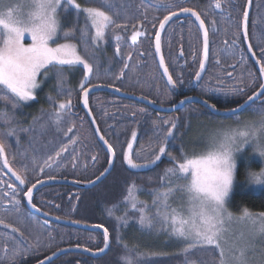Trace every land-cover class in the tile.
Wrapping results in <instances>:
<instances>
[{"label":"rangeland","instance_id":"rangeland-1","mask_svg":"<svg viewBox=\"0 0 264 264\" xmlns=\"http://www.w3.org/2000/svg\"><path fill=\"white\" fill-rule=\"evenodd\" d=\"M153 1L157 5L161 3V0ZM221 1V4H228L230 9L232 8L231 11L233 10V7H235L234 3L237 2V0ZM10 2L24 5L25 7L23 10L26 11V6L29 0H10ZM76 2L81 5V8L100 7L101 10L108 12L116 23L124 25V27L113 28L110 26L105 30L104 39L94 43L91 38L94 36L95 30L90 27V21H87L86 13L78 9L75 11L73 6L62 3L61 9H63V11L58 10L60 30L56 39L59 43L69 42L76 45L77 53L84 57L93 66V73L91 74L92 77L84 69L83 65L79 64L71 66L64 65L57 68H52L50 65L49 68L52 69L51 71L43 69L40 76L37 77L39 87L35 89V95L37 98L42 82L47 81L48 83L49 81H52L51 92L54 93V97L48 98V103L52 105V110L36 115L35 117H37V119L32 122L28 116L21 117L19 111L21 106L29 105L36 99L27 102H19V106L16 109H12L10 104L0 102V111H6L9 116L13 115V113L15 114L14 126L16 127V131L19 136L18 140L15 136H3L5 153L7 152L9 159L8 162L11 164V168L14 171L19 172L21 176L25 178L27 186H30V182H35L41 179H49V176L56 179L69 178L74 181L87 183L92 181V179L99 174L102 165L106 162L105 160H107V157L104 155V150L98 146L88 121L85 117L78 113L75 108L76 106H74L80 102V94L83 91L80 88L81 83H84V85L87 86L101 82L102 79L110 77L107 76V74L110 73L113 74L111 76H118V78H120V74L125 68L126 60L129 55L132 54L134 61L130 66L129 72L124 77V81H126L124 88L130 89L133 91V94L151 97V99L154 98V100H158L156 97L157 70L154 60L150 55L147 56V72L146 74H143L142 68L144 67V64L142 63V57L139 54L141 50L140 46H133L129 42V36L134 31H131L132 25L136 24L139 20H144L145 18L137 15V9H133L129 14L126 9L128 7H138L139 3H142L143 0H110V3L112 4L111 8L104 6L102 0H76ZM254 3L255 6L252 12L253 15L249 31L252 46L254 47L258 58L261 60V63H264V0H254ZM149 8L154 9L153 7ZM242 12L243 9L241 10V13H238L239 18L237 15H230L228 10L223 12L225 16L215 14L217 21L220 23V27L217 26L215 33H212L211 38L213 39V43H211V63L208 70L209 72L201 84L202 98L206 101H242V99H246L248 95L253 93L255 86L261 85V80H259L258 74L255 72L249 58H247L246 53L243 52V36L241 33L244 15ZM152 14L154 13L152 12ZM86 24L89 25L88 35L82 36L81 32L85 29ZM220 28L221 33L219 31ZM69 32L73 33L75 38L65 41L63 39V34ZM117 37H119V39H117ZM193 39L194 42H196L197 39L198 61L200 63V52L198 48L202 46V44L200 45V43H202V38L199 34H197V30L196 37ZM24 43L25 45L31 43V38L28 34H25ZM51 44L52 46H55L56 41L51 42ZM117 47L120 49V59H123L122 62L119 63H117L118 61L115 57ZM114 59L117 61L116 63L114 62ZM178 59L179 55H177V60ZM239 66L240 70H234ZM114 68H116L115 74L113 72ZM59 72H62V75H58ZM229 73H231V75H229ZM85 77H87V82H85ZM69 98L72 101L70 109H66L63 113H61L62 119L60 120V123L57 124L55 122V113L59 111L58 104L60 102H66ZM164 99L168 100V97L164 96ZM91 106L93 114L98 118L108 141L116 153V171L108 182L110 185L113 184L118 176L124 175L123 170L125 166L133 171H146L155 168V166L162 160L167 159L171 162V164L165 167L162 174L163 176L166 169L175 167L174 162L169 159V152L172 157H175L177 161L181 162L184 155L189 157L198 155L205 150V146L208 143L209 133L211 131L221 127L243 126L245 123L258 125L261 117L254 113L256 110L264 108V104H255L249 109V111L244 112L241 117L235 116L230 119L213 118L205 115L204 113V117H195L193 115L200 113L193 110L189 114L191 117H180L181 120H183L182 127L184 126L183 129L179 127L182 133L173 130L175 139L169 140L165 156L161 157V160L158 161L156 165L133 169L128 165L125 159V155L128 151V144H132L133 159L138 163L143 162L144 158L150 156L152 151L157 150L159 147L157 141L158 129L154 127L153 121H175L177 123L176 118L146 117L148 111L145 108L100 94L92 97ZM238 120L240 124H238ZM178 125L179 123L177 124V129ZM167 127V125L160 123L159 134L163 135V130ZM68 128H72V131L68 132ZM187 131H190V134L186 135L187 143H184V137ZM6 132L7 127L0 123V134H6ZM133 132L136 133L135 141H132ZM73 140L76 142L72 143ZM261 142L264 143V133L261 134ZM65 147L67 148V151L60 152L61 148ZM179 149L181 153L178 152L179 154H177L176 150ZM57 152H60L59 157H56ZM49 157H52L53 159L49 160ZM93 157H95V159H93ZM2 158L3 157L1 156L0 181L5 183H0V190L10 191L7 189V183H13V180L6 176V173L1 165V162L3 161ZM236 163L237 167L241 163H244L251 168V170L256 168V170L252 172H259L264 169V158L259 157V154L255 151L252 144L245 146L242 152L236 154ZM40 168H43V172L39 171ZM237 170L238 169L236 168V173ZM179 183L183 184L185 181H180ZM235 184L236 180L233 185V192L230 195L227 204L228 210L231 213L233 212L231 210L230 199L235 193ZM160 185L161 180L159 185H157V189ZM249 187H251L256 193L264 192V190L260 187L252 185L250 182ZM137 188L138 191L135 193L137 199L146 204V211H148L149 215L154 216L158 207V205L153 204V200L155 199L153 195L154 189L144 190L140 187ZM69 194L64 192V190L48 189L39 196V200L46 205V208L52 210L54 209L56 212L60 213L64 212L65 217L72 218L66 215V203L68 201L70 204L69 206L72 207L69 212L76 213L81 201V196L76 193ZM126 195L127 190H125L122 195V205L118 207L119 212L129 211L127 216L131 215L132 217V219L128 220L126 226L115 216V210L107 211L109 218H113L114 215L115 218L113 219L120 222L116 229H114L115 231L107 229L111 232H109V235L112 237L111 253H114V251H120L118 249L122 243H118L117 241L119 239L123 242V238L121 236L122 227L126 228L131 222L136 223V219L138 217V213H135L134 210L130 208V205L125 202ZM17 198L20 200L18 211H11L12 204L6 203L3 207H0V217H2L6 222L8 214L11 215V220L13 221L14 219V225L16 227L23 228L25 225L28 226L26 230L21 231H30L32 237H39L40 240L44 241L45 235H43V233L48 232V230L41 225L35 217L28 215L27 209L24 207V195L22 192ZM5 199L7 200V198ZM169 203L172 207L180 209L181 206L185 204V201L173 198L169 201ZM141 206V204H137L138 208ZM233 214L234 216L241 215L237 213ZM20 220L23 221L22 224L19 223ZM76 222L92 225L84 223L82 220H77ZM258 227L259 224L252 225L248 221L234 222L230 226L229 241H234L238 245H243L244 243L253 240ZM64 230L66 242H70L77 236V233H81L82 238L86 240H84V244L91 243L94 246L93 248L101 247L103 244V240H100V237H96L95 234H89L91 232L81 231L70 227H66ZM125 231H134L137 233L140 244L143 248L152 247V245L155 244L157 255H162V253L169 254L175 252L178 248L182 251V255L180 257H178V255L176 257H169L165 255L160 258V260L149 262L150 264H190V261L193 260L196 261L197 264H200V262H206V264H218L219 252L212 247L196 248L192 250L191 254L185 255L184 242L171 236L169 232L162 230L158 222L153 230L142 229L138 224L137 228H130ZM10 237H14V235L7 234L0 229V247H5V240H9ZM253 242L255 243V252L257 259L259 260V253L261 248L264 247V241L261 240L259 234H256ZM115 246H117L118 249H115ZM122 250L125 253L126 250ZM35 251V249H31L30 254L26 258L40 257V255L43 254L44 249L40 246L38 254H31V252ZM120 257L122 258V256H119L116 260L122 261ZM133 260L134 264H147L145 259L141 256L133 258ZM67 261L68 259H64L63 264H66ZM111 261H113V259H108V263ZM100 264H106V261H102Z\"/></svg>","mask_w":264,"mask_h":264},{"label":"snow or ice","instance_id":"snow-or-ice-1","mask_svg":"<svg viewBox=\"0 0 264 264\" xmlns=\"http://www.w3.org/2000/svg\"><path fill=\"white\" fill-rule=\"evenodd\" d=\"M62 3L71 5L75 9L86 13V19L90 21V27L95 30V34L91 38L94 43L104 39L105 30L110 26L113 28L124 27V25L116 23L112 16L101 10L100 7L81 8L76 0H29L26 11L23 10L24 5L14 4L10 0H0V102L10 104L12 109H16L19 102L36 99L35 89L39 87L37 77L40 76L43 69L51 71L50 65L52 68H57L64 65L79 64L83 65L89 75L93 72V66L77 53L75 44L69 42L59 43L56 39L60 30L58 10L63 11L61 9ZM102 3L106 7H112L110 0H102ZM215 7H221L219 0H217ZM180 13H190L199 21V26L204 28V21L198 12L189 7H182L178 11H171L160 20V31L164 30L165 25L173 16H179ZM243 15L246 34L248 13L244 12ZM88 27L89 25L86 24L85 29L81 32L82 36L88 35ZM25 34H28L31 38V43L28 45L24 43ZM140 35H142L141 32H134L132 41L135 42ZM74 38L73 33L63 34L65 41ZM53 41H56L55 46L51 44ZM203 43L204 57L207 59L208 32L206 29L204 30ZM155 46L156 51L160 52L159 32L155 34ZM249 48H251V45H249ZM119 51L120 49L117 47L116 52L119 53ZM128 58L131 59V56L129 55ZM160 64L164 65L162 55ZM203 68L204 65L201 63V71H203ZM259 70L264 75V63H261ZM164 73L168 77V82L175 87L176 81L168 73L167 66H164ZM58 75H62V72H59ZM196 79H200L199 73L196 74ZM85 82H87V77H85ZM96 86L98 85L93 84V87ZM80 88L83 90V103L87 107L88 89L85 88L84 83H81ZM257 97L264 100V83L260 85L259 91L248 96V100L244 104L232 111L238 116L241 110L250 108L249 102L254 101ZM71 103L72 101L69 98L66 102L58 104L59 111L55 113L57 124L62 119L61 113L66 109H70ZM204 103L207 104V101L205 100ZM211 108L215 110L216 106L213 104ZM254 114L261 117L258 125L245 123L243 126L221 127L211 131L205 150L198 155L191 157L184 155L181 162L172 157L169 152V159L174 162L175 167L166 169L161 177L160 187L153 190L155 197L153 204L158 205L154 216L149 215L146 211L147 205L137 199L135 195L138 191L136 184L129 185L125 202L130 205L135 213H138L136 223L142 229L153 230L158 222L162 230L184 242L185 255L191 254L192 250L196 248L212 247L219 252L218 264H264V247L261 248L260 259L258 260L255 243L253 242L256 234H259L261 240L264 241V212L252 213L245 208L240 216H234L227 207L236 177V154L242 152L245 146L252 144L259 157L264 158V143L261 142V134L264 133V108L256 110ZM237 122L240 124L239 120ZM0 123L7 127L6 134H0V156L4 158L3 164L19 181V184L24 185L26 183L25 178L9 166L5 155L3 136H15L17 140L19 139L14 126L15 114L9 116L6 111H0ZM160 123L168 126L163 130V135L159 134ZM153 125L158 129L157 141L159 147L157 150H153L150 156L144 158L143 162L138 163L133 159L132 144H128L125 159L133 169L156 165L161 157L165 156L169 140L175 139L173 135V130H177L175 121H153ZM96 130L99 131L98 128ZM67 131L71 132L72 128H68ZM100 139L103 140V136ZM135 139L136 133L133 132L132 141H135ZM75 142V140L72 141V143ZM104 143L107 145L108 151L115 157V150L112 145L108 144L106 140ZM63 151H67V148H61L60 152ZM60 152L56 153V157H59ZM51 159L53 158L49 157V160ZM39 171L43 172V168H40ZM49 179H54V177L49 176ZM97 179H100V177L98 176ZM180 181H185V183L181 184ZM89 182L94 183V181ZM249 182L264 190V169L259 172H249ZM0 183L5 182L0 181ZM38 183L42 184L44 181L30 182V187L18 189L13 183L8 182L7 189L10 191L0 190V207H3L6 203H11V211H18L20 200L17 197L22 192L27 198V203L36 211H40L32 204V189L36 188ZM173 198L183 200L185 204L180 209L172 207L169 201ZM138 203L142 205L139 208L137 207ZM118 219H121L122 224L127 225V214L124 218ZM244 221H248L252 225L259 224L253 240L243 245H238L234 241L230 242V226L234 222ZM19 223L22 224L23 221L20 220ZM0 225H3L6 229L10 228L12 233H19V237H11L13 240L11 252L7 247H0V264H20V261L30 254L31 249L36 250L31 254L36 255L39 253L42 243L39 237H32L31 233L25 236L24 231H21L19 227H15L12 223L5 222L2 217H0ZM94 227L101 226L95 225ZM103 235L104 247L99 249L100 252H104L109 247V234L106 228ZM117 242L122 243L126 252L129 253V255L121 258L123 264H134L133 256L138 258L141 254L136 253L134 249L129 248L126 243L119 239ZM84 251H89V249H84ZM40 264H46V262L41 260ZM190 264H197V262L193 260L190 261ZM200 264H206V262H200Z\"/></svg>","mask_w":264,"mask_h":264},{"label":"flooded vegetation","instance_id":"flooded-vegetation-1","mask_svg":"<svg viewBox=\"0 0 264 264\" xmlns=\"http://www.w3.org/2000/svg\"><path fill=\"white\" fill-rule=\"evenodd\" d=\"M216 2H217V0H161V3L159 5H157L153 0H143L142 3H139L138 7H130V8L128 7L126 9V10H128L127 11L128 14L130 12H132L133 9H137V11H138L137 15L145 18L144 20H139L138 22H136V24L132 25L131 31L132 30H134V31L129 36V42L131 45L140 46L141 50H140L139 54L142 57L141 60H142V63L144 64L143 65L144 67L143 68L141 67L143 74H146V72H147L146 64H147V56H149V55L154 60V64H155V67L157 70L156 71V73H157L156 97L158 100H154V98L151 99V97H146V96H142V95H137V96L145 97V98L153 101L157 105H160V106L166 107V108H174V107L178 106L179 104H181V101H183V103H184L187 100L193 99V98H198L200 100L203 99L202 94H201V84L203 83L202 81L205 79L206 75L209 72L208 70H209L210 63H211V60H210L211 55H212L211 43H213L212 42L213 39L211 38V36H212V33H215V29L217 28V26L220 27L219 26L220 23L217 21L215 14L225 16V14L223 12L228 10L230 15H232V14L237 15V17L239 18L238 13L239 12L241 13V10L243 9L242 13L244 14L246 7H247V4H248L247 0H245V3H244V0H237V2L234 3L235 7H233V10L231 11L232 8L230 9L228 4H224V3L221 4V2H222L221 0H219L221 7L220 8L215 7ZM254 6H255V3L253 0V8H254ZM149 7H153L154 9L149 8ZM182 7L192 8L194 11H196L200 14L201 19L204 21V26L207 28L210 51H209V55L207 58V63H205V60H204V43H203L204 38H203L201 27L199 26L196 19L186 18V19H178L174 22H171L168 25V27L166 28L164 35H163V38H162V53H163L165 65L168 68V73H170L172 75L173 80L176 81V86L173 87L172 84H170L168 82V79L163 75L161 68L159 66L158 59H157L156 52H155V34L159 31L160 20H162L163 17L165 15H168L171 11H173V10L178 11ZM229 9H230V11H229ZM75 11H77V10L75 9ZM152 12L154 14H152ZM252 12H253V9H252ZM252 12H251V14H252ZM252 15H251V18H252ZM250 22H251V19H250ZM196 30H197V34H199L200 37L202 38V43H200V45L202 44V46L200 48H198L199 52H200V59H199L200 63L198 61L197 39H196V42H194V39H193L194 37H196ZM137 31L143 33L144 35L141 37L140 41L134 45L131 43V38H132L133 33L137 32ZM219 31L221 33V28L219 29ZM217 33H218V31H217ZM241 35H242V33H241ZM242 40H243V47H244L243 52L246 53L247 58H249L252 66L255 69V72L258 74V78L260 80L259 73L257 72V69L255 68V66L253 64L252 59L249 57V54L247 52V47H245L244 38H242ZM166 42H168V43H166ZM250 43L252 46L251 36H250ZM253 49H254V47H253ZM254 52H255V50H254ZM255 54H256V52H255ZM177 55H179L178 60H177ZM130 56H131V59L128 58L126 60L127 67H125L123 72L120 74L121 75L120 78H118V76L113 77V76H111L113 74L110 73V74H107V76H110V77H108L107 79H102L101 82L94 83V84L95 85L110 86V87L119 89L125 93L133 94V91H131L128 88H126V89L124 88V85H126L125 84L126 81H124V77L129 72L130 66L132 65V62L134 61V57L132 56V54H130ZM256 56H257V54H256ZM115 57H116V60L118 61L117 62L114 59L115 63L116 62L117 63L122 62L123 59H120L121 58L120 51H119V53L116 52ZM257 58H258V56H257ZM259 61L261 63L260 59H259ZM183 63H184V65H183ZM201 63H203V65H204L203 71H201V69H200ZM105 65H106V62H105ZM183 66L185 67V69ZM107 67H106V69H107ZM239 68H240V66L238 68H235L234 70H237V69L240 70ZM113 72L115 74L116 68H114ZM197 73L200 74L199 80L196 79ZM91 77H92V75H91ZM90 86H93V84L87 85V86H85V88L90 87ZM81 95H82V93L80 94V99H81ZM96 95L97 94H93L90 97V103H91L92 97H94ZM134 95H136V94H134ZM250 95H253V93ZM250 95H248V96H250ZM164 96H167L168 100H165ZM248 96L246 99H242V101H237L239 103H238V106L235 108H238L241 104L245 103V101L248 99ZM203 100L205 101V99H203ZM207 102L214 104V100H212V101L207 100ZM79 104H80V102H79ZM216 108L218 109L217 106H216ZM249 109H247L246 111H249ZM193 110H196L197 113H200V114L193 115V116L204 117L203 116V107L198 105V104H187L181 110H179L178 112H176L174 114H164V113H158V112L153 113V114L150 113V117H191L189 114ZM246 111H244V112H246ZM244 112H243V114H244ZM84 116H85V114H84ZM1 165L5 170L8 169L7 167L4 166L3 161L1 162ZM42 211L51 215V216L58 217L52 213L46 212L44 210H42ZM3 212H6V211H3ZM27 213H28V215L35 217L36 220H38L40 222V224L43 225L48 230V232L43 233V235H45L44 241L41 240V242H42L41 246L44 249V252H43V254L40 255V257H37L39 259L34 264H38V263H40L41 260H46L47 258L51 257L52 255H54L58 251L65 249V248H68V247H79V248L89 249L92 251H98L99 249L103 248V246H104L103 235L100 234L102 239H103L102 246L98 247V248H93L94 246L91 243L90 244H87V243L84 244L83 243L85 239L82 238L81 233H77L74 245L67 246L65 243V230H64L66 227L61 226V225H57L54 223L46 222L45 220L31 214L28 210H27ZM11 218H12L11 215L8 214V216L6 218V222L12 223L14 225V219L12 221ZM27 227L28 226L25 225L23 228H20V227L19 228L21 230H26ZM0 229L3 230V232H5L7 234L14 235V237H19V233H12L10 228L6 229V228H4L3 225H0ZM29 233H30V231L25 232V236H28ZM89 234H95L96 237H98L97 233H89ZM5 241H6L5 247H7L9 249V252H11V249L13 247V240L10 237L9 240H5ZM76 255L82 256L81 254H76ZM66 256H68V255H66ZM64 257L65 256L59 258L58 260H56L52 264H60L62 262L61 259H64ZM29 258H31V257H28V258L21 260L20 264H22L23 261L28 260ZM79 261H82V263L87 262V260H84L81 257L79 258Z\"/></svg>","mask_w":264,"mask_h":264},{"label":"trees","instance_id":"trees-1","mask_svg":"<svg viewBox=\"0 0 264 264\" xmlns=\"http://www.w3.org/2000/svg\"><path fill=\"white\" fill-rule=\"evenodd\" d=\"M254 10V8H253ZM249 36H250V32H249ZM51 82L49 81L47 83V81L42 82V86L37 94V98L36 100L26 106H21L19 113L21 114V117H30V121L32 122L33 120H36L37 117H35L36 115H40L43 112H49L52 110V105L48 103V98L49 97H54V93L51 92ZM260 88V86H255V88L253 89V94L255 92H257V90ZM103 95V96H110L113 97L119 101H123V102H128L130 104H135L139 107L145 108L148 111V114L146 115V117H150V113H156L155 111H153L152 109L143 106L141 104L132 102V101H128V100H123L120 99L114 95L111 94H107V93H97V95ZM209 101V100H208ZM239 102H223V101H214V104L218 107L219 110H225V111H230L232 109H234L235 107L238 106ZM258 104H264V100L260 101V103ZM76 106V110L78 111V113L80 115L84 116V112L82 111V109L80 108V104L79 102L74 105ZM92 108V106H91ZM203 113L205 115H208L209 117H213V118H219V119H230L227 117H216L214 115H212L211 113L208 112L207 109H205L203 107ZM95 116V115H94ZM241 117V115H238L236 117ZM235 117V116H232ZM231 117V118H232ZM86 120L88 121V124L92 130V133L94 135V138L98 144L99 147L100 144L97 141V138L94 134L93 128L89 122V120L87 119V117H85ZM177 120V124L178 125V132H181V129H179V127H181L182 129L184 128V126L182 127L183 124V120H181L180 117H175ZM100 130L104 136V138L107 140V142L110 144V142L108 141L106 134L98 120L97 117H95ZM194 120V119H192ZM191 120V121H192ZM142 129V128H141ZM176 130V131H177ZM143 134V133H141ZM190 134V131H187L184 137V143H187V137L186 135ZM142 136V135H140ZM101 149L103 150V148L101 147ZM104 152V151H103ZM181 153L180 149L176 150V153L179 154ZM5 155L7 156V152L5 153ZM105 157H107V160H105L106 162H104V165H102V168L99 171V174L95 177L97 178L101 173H103L105 171V169L107 168L109 159L107 154H105ZM1 157V156H0ZM4 159V158H2ZM8 159V156H7ZM9 160V159H8ZM9 166H11V164L8 162ZM169 164H171V162L167 159L162 160L159 164H157L155 166V168L151 169V170H146V171H133L129 168H127L126 166L124 167V175L123 176H118L116 178V180L113 182V184H109L108 182L110 181V178L113 176V174L116 171V165H117V160H116V165L114 168V171L112 172V174L110 175V177L101 185H99L98 187L94 188L93 190L90 191H81L75 188H70V187H50V188H45L40 190L35 196H34V205L41 209L44 210L46 212L52 213L60 218H64V219H71V220H75V221H79L82 220L84 223H88V224H92V225H100L106 229H110L115 231L114 229H116V227L118 226V224H120V222H117L113 215V218H109L108 217V212L107 211H113L115 210V216L117 218H124L125 214L128 215L129 211L126 212H119L118 207L122 205V200H123V193L125 192V190L128 189V186L135 183L137 187L143 188L144 190H152V189H157V185H159L163 171L165 169V167H167ZM4 169V168H3ZM237 173H236V184H235V193L233 194V196L230 199L231 202V210L233 213H237V214H242L243 209L247 208L248 210H250L252 213H260V212H264V192H255L254 190H252L251 187H249V172H252L254 170H256V168H254V170H251V168H249L246 164L241 163L238 167H237ZM6 176L11 178L13 181V184L17 187V188H23L26 189L28 187H30L29 185L27 186V184L25 183L24 185H20L19 181H16L15 179H13L11 177V175H8L9 173H7V170H5ZM93 178V179H95ZM69 179V178H66ZM92 179V180H93ZM71 180V179H70ZM48 189H59V190H64V192H66L67 194L71 193V194H79L81 196V201L79 203V207L76 213H71L69 212V210L71 211V208L69 205V202L67 201L66 203V198H65V203H66V207H67V216H70L72 218H67L65 217L64 212L60 213V212H56V210H52V209H48L46 208V205H44L40 200H39V196L44 193L46 190ZM70 195V194H69ZM68 199V197H67ZM25 207V206H24ZM70 214V215H68ZM128 220L132 219L131 215L127 216ZM121 220V219H120ZM138 224L131 222L129 223V225L125 228L122 227V238H123V242L126 243L129 248L134 249V251L136 253H140L141 257L145 259V261L147 262V264H150L149 262L152 261H157L160 260V258H162L163 256H169V257H176L178 255V257H180L182 255V251L179 250L180 248H178L175 252L172 253H162V255H157L156 253V249H155V244L152 245V247H146L143 248L142 245L140 244L139 238H138V234L135 233L134 231H125V230H129L130 228H137ZM110 232V231H109ZM94 233V232H91ZM111 233V232H110ZM98 237H100V240L102 239L101 235L99 233H97ZM112 238V237H111ZM75 239L76 237H74L70 242H66L65 243L67 246L69 245H74L75 244ZM103 240V239H102ZM68 243V244H67ZM120 248L118 249L117 246H115V249H118L120 251H114V253L112 252V249L110 250L109 254L107 256H105L102 259H92L86 256H80V255H68L65 256L64 259H68L66 264H95V263H102V261H106V264H122V261L120 260H116L117 257L119 256H126L129 255L128 252L122 250L124 249V247L121 245L119 246ZM125 250V249H124ZM83 258L84 260H87L86 263H82V261H79V258ZM121 258V257H120ZM118 258V259H120ZM133 258H136V256H133ZM39 258H35V257H31L28 260L23 261L22 264H34L38 261ZM64 259H61V263L63 264ZM108 259H113V261L108 263Z\"/></svg>","mask_w":264,"mask_h":264},{"label":"water","instance_id":"water-1","mask_svg":"<svg viewBox=\"0 0 264 264\" xmlns=\"http://www.w3.org/2000/svg\"><path fill=\"white\" fill-rule=\"evenodd\" d=\"M247 3L248 4H247L246 10H245V12L248 13L247 22H246V34H245V21L243 18L242 36L244 38L245 47H247V52L249 54V57L252 59V62L254 64L255 68L257 69V72L259 73L261 84H262V83H264V75H262L260 70H259L261 63H260L259 59L257 58L253 47L251 46V48H249V45H251L250 36H249V28H250L249 24H250V19H251V15H252L251 12L253 9V0H250V2H249V0H247ZM186 18H194L195 19V17L192 16L190 13H180L179 16H173L172 19L168 21V23L165 25V28L163 31H160V29L158 31L160 34V52L156 51V46H155V52H156V56H157L161 71L167 79H168V77L164 73V66H166L165 61H164V65L160 64V57H161V55L163 56L162 38H163V35H164L166 28L168 27V25L171 22H174L178 19H186ZM197 22L199 24V21H197ZM205 29L207 30V28L205 26H204V28H201L203 38H204V30ZM143 35L144 34L142 33V35L138 36L135 42H133L132 38H131V43L134 45L137 44ZM209 51H210V49H209V38H208L207 58L209 55ZM253 53H254V55H253ZM163 59H164V57H163ZM204 60H205V63H207V59H205V57H204ZM86 89H88V105H87V107H85V105L83 103V92H82L81 99H80V108L82 109V111L86 115L87 119L89 120V122L93 128L94 134L97 138L98 143L100 144V146L103 148L104 152L108 156L109 162H108L107 168L103 172V175H101V174L99 175L100 179L95 178L92 180V181H94V183H90V182L84 183V182H80V181H74V180L62 179V178L43 179L44 183H42V184L38 183L36 188L32 189V191H33L32 204H34V196L42 189L58 186V187L75 188V189H78L81 191H90V190H93L94 188L98 187L102 183H104L110 177L112 172L114 171V168L116 165V153H115V157H113L112 154L108 151L107 145L104 143V141L106 139L104 138V136L100 130V127H99V125L95 119V116L92 112V109H91L90 97L93 94H97V93L111 94V95H114L120 99L128 100V101H132V102L141 104L143 106H146V107L152 109L155 112L164 113V114H174V113L178 112L179 110H181L187 104H198V105L204 107L205 109H207L209 113H211L212 115H214L216 117L231 118L232 116H237V114L232 111L233 109L230 111H225V110H219V109L215 108V110H214L211 108V105H213V104L208 103V102H207V104H205L203 99L200 100L198 98L189 99L186 102L181 103L174 108H166V107H162L160 105H157L156 103H154L153 101H151L145 97L125 93L121 90L117 91L116 88H113L110 86L98 85L96 87L90 86V87H87ZM259 90H260V88L257 91H259ZM260 101H262V99L260 97H257L254 101H251L249 103H250L251 107H253V105L260 103ZM234 109H236V108H234ZM247 109H249V108L241 110L239 115H242L243 112L246 111ZM93 118H94V122H93ZM97 128L99 129V131L96 130ZM101 136H103V140L100 139ZM110 161H111V163H110ZM7 172L9 173V175H11V177L13 179H15V177L12 175L11 172L8 171V169H7ZM24 203H25L26 209L31 214L45 220L46 222L54 223V224L65 226V227L75 228V229H78L81 231L99 233V234L103 235L105 228L102 226L101 227H94L95 225H87V224H83V223L76 222V221L74 222L72 220L63 219V218L57 219V217L51 216L49 214L45 215V212H43L41 209H40V211H36L34 208H32L31 205H29L27 203V198L25 196H24ZM108 234H109V232H108ZM103 237H104V235H103ZM84 249L85 248L68 247V248L62 249V250L58 251L57 253H55L54 255H52L50 257L51 258L50 260L47 258L44 261L46 262V264H52L53 262H55L59 258L66 256V255H69V254H81L83 256H86V257H89L92 259H102L105 256H107L111 250V237L109 235V247L104 252H100L99 250L98 251H92V250L84 251ZM38 264H40V263H38Z\"/></svg>","mask_w":264,"mask_h":264}]
</instances>
